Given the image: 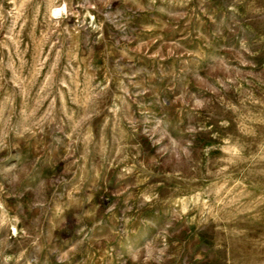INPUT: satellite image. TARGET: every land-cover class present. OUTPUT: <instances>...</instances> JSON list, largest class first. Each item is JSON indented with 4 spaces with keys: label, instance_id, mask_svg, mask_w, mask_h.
Masks as SVG:
<instances>
[{
    "label": "rangeland",
    "instance_id": "rangeland-1",
    "mask_svg": "<svg viewBox=\"0 0 264 264\" xmlns=\"http://www.w3.org/2000/svg\"><path fill=\"white\" fill-rule=\"evenodd\" d=\"M0 264H264V0H0Z\"/></svg>",
    "mask_w": 264,
    "mask_h": 264
}]
</instances>
